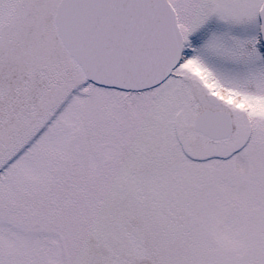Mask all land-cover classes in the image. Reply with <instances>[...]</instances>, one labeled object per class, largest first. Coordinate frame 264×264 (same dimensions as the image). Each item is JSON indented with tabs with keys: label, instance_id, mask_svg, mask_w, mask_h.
Instances as JSON below:
<instances>
[{
	"label": "snow or ice",
	"instance_id": "snow-or-ice-1",
	"mask_svg": "<svg viewBox=\"0 0 264 264\" xmlns=\"http://www.w3.org/2000/svg\"><path fill=\"white\" fill-rule=\"evenodd\" d=\"M0 264H264V0H0Z\"/></svg>",
	"mask_w": 264,
	"mask_h": 264
},
{
	"label": "rangeland",
	"instance_id": "rangeland-1",
	"mask_svg": "<svg viewBox=\"0 0 264 264\" xmlns=\"http://www.w3.org/2000/svg\"><path fill=\"white\" fill-rule=\"evenodd\" d=\"M242 107H244V105H241Z\"/></svg>",
	"mask_w": 264,
	"mask_h": 264
}]
</instances>
